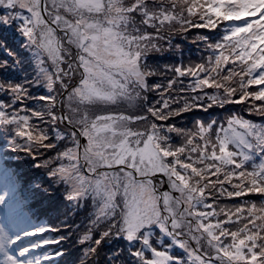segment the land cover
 <instances>
[{
	"label": "snow or ice",
	"instance_id": "6c2138e0",
	"mask_svg": "<svg viewBox=\"0 0 264 264\" xmlns=\"http://www.w3.org/2000/svg\"><path fill=\"white\" fill-rule=\"evenodd\" d=\"M9 155L0 264H264V0H0Z\"/></svg>",
	"mask_w": 264,
	"mask_h": 264
},
{
	"label": "trees",
	"instance_id": "16d2710c",
	"mask_svg": "<svg viewBox=\"0 0 264 264\" xmlns=\"http://www.w3.org/2000/svg\"><path fill=\"white\" fill-rule=\"evenodd\" d=\"M177 43H181L182 46H185L186 48H189L192 50V52H195V46L194 45H190L188 41H182L179 38H177ZM192 52H186V55H191ZM157 59H161L160 57H157ZM161 62H163V60L161 59ZM224 114V109H217L215 111L209 110V113H200L198 115V118H212V117H222ZM191 113L185 115L183 117V119L181 120V126L184 125H190L191 123ZM247 115V114H246ZM179 119V118H178ZM258 119V118H257ZM23 163V161H20L19 163H11V165L14 167L15 169V175H16V179L20 180V177L24 175L25 173V169L23 167H20V165Z\"/></svg>",
	"mask_w": 264,
	"mask_h": 264
},
{
	"label": "rangeland",
	"instance_id": "374dc122",
	"mask_svg": "<svg viewBox=\"0 0 264 264\" xmlns=\"http://www.w3.org/2000/svg\"><path fill=\"white\" fill-rule=\"evenodd\" d=\"M6 159L9 160L13 164L20 162V160L16 159L15 155H9V156H7ZM4 163H5L4 160L0 161V167H2L4 171H8V174L6 176L10 177L9 181H15V177L12 175L11 170H10L11 168L8 166V164L3 165ZM2 177H0V178H2ZM31 226L34 227V226H37V225L34 224V222H32Z\"/></svg>",
	"mask_w": 264,
	"mask_h": 264
}]
</instances>
